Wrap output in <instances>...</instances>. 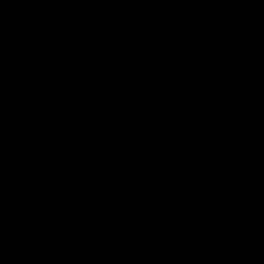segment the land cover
I'll list each match as a JSON object with an SVG mask.
<instances>
[{
	"label": "water",
	"instance_id": "obj_1",
	"mask_svg": "<svg viewBox=\"0 0 264 264\" xmlns=\"http://www.w3.org/2000/svg\"><path fill=\"white\" fill-rule=\"evenodd\" d=\"M0 264H264V0H0Z\"/></svg>",
	"mask_w": 264,
	"mask_h": 264
}]
</instances>
